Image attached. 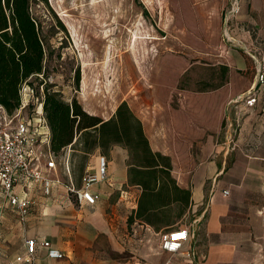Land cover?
I'll return each mask as SVG.
<instances>
[{
    "label": "crops",
    "instance_id": "0c3cea01",
    "mask_svg": "<svg viewBox=\"0 0 264 264\" xmlns=\"http://www.w3.org/2000/svg\"><path fill=\"white\" fill-rule=\"evenodd\" d=\"M225 5L232 11L226 27L242 49L227 58L224 85L192 95L187 110L138 113L152 148L171 157L173 176L191 191L184 212L175 209L169 224L158 226L133 216L141 188L130 184L129 151L121 145L108 179L92 185L100 193L93 206L69 200L64 185L46 195L36 183L28 188L34 204L21 221L0 187V264L24 255L27 238L38 241L34 264H164L171 254L160 246L161 233L187 228L193 234L183 224L191 214L201 225L186 243L192 261L179 256L181 264H264V86L256 104H247L264 61V0ZM43 240L64 257H48Z\"/></svg>",
    "mask_w": 264,
    "mask_h": 264
},
{
    "label": "rangeland",
    "instance_id": "374dc122",
    "mask_svg": "<svg viewBox=\"0 0 264 264\" xmlns=\"http://www.w3.org/2000/svg\"><path fill=\"white\" fill-rule=\"evenodd\" d=\"M226 2L35 1L32 13L42 23L46 56L45 74L34 78V85L46 79L64 100L76 98L84 110L104 119L123 101L137 115L156 109L164 115L173 109L187 110L192 95L224 85L227 58L242 49L231 38L235 33L227 30L232 11L228 12ZM81 147L76 143L72 152L77 180ZM123 151L121 145L97 150L87 164L94 163L95 154L105 155L110 162L120 159ZM195 219L192 214L183 219L193 238L201 225Z\"/></svg>",
    "mask_w": 264,
    "mask_h": 264
},
{
    "label": "trees",
    "instance_id": "16d2710c",
    "mask_svg": "<svg viewBox=\"0 0 264 264\" xmlns=\"http://www.w3.org/2000/svg\"><path fill=\"white\" fill-rule=\"evenodd\" d=\"M35 1L48 4V0H0V105L14 112L21 104L26 81L44 96L52 151L61 155L70 144L73 150L76 143L82 146L79 180L73 165L78 184L92 153L109 151L115 145L127 148L130 184L141 188L133 216L151 225L169 224L175 209L180 216L190 205L191 191L173 176L171 157L152 148L142 120L129 104L123 101L110 118L104 119L84 110L76 98L64 100L46 79L34 85L33 79L45 74L46 56L42 23L32 13ZM59 24L63 26L61 21Z\"/></svg>",
    "mask_w": 264,
    "mask_h": 264
},
{
    "label": "built area",
    "instance_id": "2783aa9c",
    "mask_svg": "<svg viewBox=\"0 0 264 264\" xmlns=\"http://www.w3.org/2000/svg\"><path fill=\"white\" fill-rule=\"evenodd\" d=\"M228 30V28H227ZM264 86V61L258 69V84L247 95V104L254 106L256 93ZM43 89V87H42ZM36 89L26 81L21 89V104L14 112H8L0 105V187L8 204L25 221L34 204L28 188L32 184H41L44 193L50 195L54 185H64L69 200L81 207L95 205L100 193L92 185L106 181L109 176V161L99 154L95 167L88 166L78 184L73 177L72 144L56 155L51 149V129L44 112V96L37 97ZM39 94V93H38ZM31 104L34 109L30 113ZM229 191L226 190L225 194ZM187 228L167 230L161 233L160 246L171 254L164 264H181L177 257L182 256L192 261L193 253L186 248L192 237ZM26 252L19 255L14 264H34L38 247L36 238H27ZM50 258L61 259L64 253L51 241H41Z\"/></svg>",
    "mask_w": 264,
    "mask_h": 264
}]
</instances>
